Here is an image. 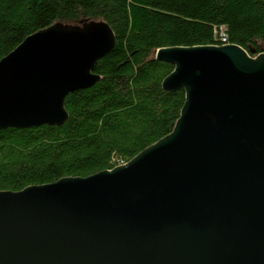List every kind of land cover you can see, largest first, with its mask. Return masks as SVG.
Here are the masks:
<instances>
[{"label": "water", "instance_id": "1", "mask_svg": "<svg viewBox=\"0 0 264 264\" xmlns=\"http://www.w3.org/2000/svg\"><path fill=\"white\" fill-rule=\"evenodd\" d=\"M114 45L103 21L28 36L0 60V131L62 126ZM155 59L185 92L173 131L112 170L0 192V264H264V52Z\"/></svg>", "mask_w": 264, "mask_h": 264}, {"label": "trees", "instance_id": "2", "mask_svg": "<svg viewBox=\"0 0 264 264\" xmlns=\"http://www.w3.org/2000/svg\"><path fill=\"white\" fill-rule=\"evenodd\" d=\"M103 21L113 49L94 68L99 81L67 96L60 127L0 131V192L112 170L169 135L185 103L167 92L173 71L162 48L228 44L264 52V0H0V60L55 24Z\"/></svg>", "mask_w": 264, "mask_h": 264}, {"label": "built area", "instance_id": "3", "mask_svg": "<svg viewBox=\"0 0 264 264\" xmlns=\"http://www.w3.org/2000/svg\"><path fill=\"white\" fill-rule=\"evenodd\" d=\"M215 34H216V37L219 39V41H220V43L222 45H227L228 44V40H227V36L225 34L224 27L219 28V30H217L215 32Z\"/></svg>", "mask_w": 264, "mask_h": 264}, {"label": "rangeland", "instance_id": "4", "mask_svg": "<svg viewBox=\"0 0 264 264\" xmlns=\"http://www.w3.org/2000/svg\"><path fill=\"white\" fill-rule=\"evenodd\" d=\"M96 22V21H95ZM64 27H69V25L62 24Z\"/></svg>", "mask_w": 264, "mask_h": 264}, {"label": "bare ground", "instance_id": "5", "mask_svg": "<svg viewBox=\"0 0 264 264\" xmlns=\"http://www.w3.org/2000/svg\"><path fill=\"white\" fill-rule=\"evenodd\" d=\"M247 53H248V52H247ZM96 84H97V83H96ZM91 88H92V87H91ZM91 88H90V89H91ZM81 91H82V90H81ZM76 92H77V91H76ZM65 110H66V109H65ZM34 129H35V128H34Z\"/></svg>", "mask_w": 264, "mask_h": 264}]
</instances>
